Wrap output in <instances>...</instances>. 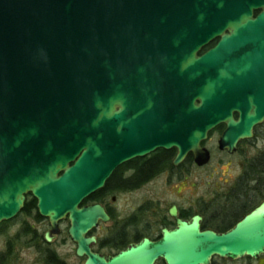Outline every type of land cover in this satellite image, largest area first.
Here are the masks:
<instances>
[{
	"label": "water",
	"instance_id": "water-1",
	"mask_svg": "<svg viewBox=\"0 0 264 264\" xmlns=\"http://www.w3.org/2000/svg\"><path fill=\"white\" fill-rule=\"evenodd\" d=\"M263 118L264 0H0V223L30 194L53 228L73 215L79 239L108 217L78 205L121 163L174 148L173 165L192 153L202 166L219 123L218 147L232 152ZM178 236L151 251L206 263L264 245V224Z\"/></svg>",
	"mask_w": 264,
	"mask_h": 264
},
{
	"label": "flooded vegetation",
	"instance_id": "flooded-vegetation-1",
	"mask_svg": "<svg viewBox=\"0 0 264 264\" xmlns=\"http://www.w3.org/2000/svg\"><path fill=\"white\" fill-rule=\"evenodd\" d=\"M259 11H253V17ZM219 37L210 42V47L201 50L204 53L213 48ZM237 121L239 111H231ZM226 123H219L208 133H219L217 149L220 153L233 155L239 144L255 138L258 130L264 129V118L252 127L250 138L239 139L232 152L219 149L218 141ZM209 161L198 166L192 153L173 165L177 150L158 148L152 153L130 159L118 165L106 180L104 186L84 198L78 209L100 206L107 220L97 216L95 225L82 232L78 239L70 230L73 228V215L66 214L53 228L48 218L39 215L36 200L27 194L25 202L31 198L34 203L23 205L21 211L11 220L0 223V235L4 246L0 251V264H108L122 252L147 241L144 247L129 260L117 264H188L186 252H168L155 254L151 244L159 242L164 232L178 230V242L186 240L187 228L195 225L199 233L209 231L224 235L233 231L244 219L250 226L264 224V150L254 156L239 158L231 166L230 172L192 173L191 169L209 166ZM196 178L201 181L215 179L204 192L181 195L179 201L168 204L160 200L136 196L137 192L156 178L186 180ZM208 185V184H207ZM179 192V191H178ZM22 217L16 225L9 222ZM196 264H264V245L251 247L233 255L213 253L206 263Z\"/></svg>",
	"mask_w": 264,
	"mask_h": 264
},
{
	"label": "rangeland",
	"instance_id": "rangeland-1",
	"mask_svg": "<svg viewBox=\"0 0 264 264\" xmlns=\"http://www.w3.org/2000/svg\"><path fill=\"white\" fill-rule=\"evenodd\" d=\"M219 133H211L205 142V147L209 148L212 151V158L209 166L202 169H191L188 168L189 172L192 173H211V172H230L231 166L227 164H234L238 161L239 158L246 156H254L259 151L264 150V129L258 130L255 138L250 141L242 142L239 144L238 151L233 155H227L220 153L217 149V140ZM215 183V179L201 181L199 179L189 178L186 180L178 179H165V178H156L144 185L136 194V196L146 197L147 199L160 200L164 204L171 202L179 201L180 196L187 194H196V191L199 193L204 192L212 184ZM208 184V185H207ZM179 191V192H178ZM181 193L180 196H178ZM22 217L15 219L14 221L9 222L8 225H16L17 222L21 221ZM4 240L0 235V251L3 250Z\"/></svg>",
	"mask_w": 264,
	"mask_h": 264
},
{
	"label": "trees",
	"instance_id": "trees-1",
	"mask_svg": "<svg viewBox=\"0 0 264 264\" xmlns=\"http://www.w3.org/2000/svg\"><path fill=\"white\" fill-rule=\"evenodd\" d=\"M210 45H211V44H209L208 46H206L205 48H203V50H205L206 48L210 47ZM34 201H35L34 199L31 200V198H30V199H28V200L25 202V205L32 204V203H34Z\"/></svg>",
	"mask_w": 264,
	"mask_h": 264
}]
</instances>
